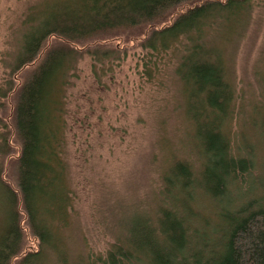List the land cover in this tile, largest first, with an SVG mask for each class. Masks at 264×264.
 I'll use <instances>...</instances> for the list:
<instances>
[{
  "label": "trees",
  "instance_id": "16d2710c",
  "mask_svg": "<svg viewBox=\"0 0 264 264\" xmlns=\"http://www.w3.org/2000/svg\"><path fill=\"white\" fill-rule=\"evenodd\" d=\"M254 1L40 0L30 5L5 64L9 78L0 86L2 97L13 88V75L32 65L15 88L18 156L12 183L0 164V264L18 255L15 264H264V178H259L262 194L232 198L255 164L253 145L242 140L232 146L227 130L237 98L230 46L247 25ZM185 3L190 6L179 11ZM175 11L139 46L157 68L158 60H174L188 121V155L172 156L152 211L133 210L118 220L105 255L91 259L73 253L67 241L78 223L65 137L70 78L86 55L101 83L111 69L107 64L126 56L113 37L163 22ZM259 78L263 94L251 119L264 135V71ZM0 127L5 128L1 118ZM6 137L1 132L3 154ZM203 200L214 207L213 223L200 211ZM22 220L38 243L23 253Z\"/></svg>",
  "mask_w": 264,
  "mask_h": 264
},
{
  "label": "rangeland",
  "instance_id": "374dc122",
  "mask_svg": "<svg viewBox=\"0 0 264 264\" xmlns=\"http://www.w3.org/2000/svg\"><path fill=\"white\" fill-rule=\"evenodd\" d=\"M38 1L0 0V86L9 78L5 64L14 52L21 21L30 5ZM188 6L190 3H185L178 9ZM177 12L163 22L113 37L111 42L124 47L126 56L107 64L111 69L101 83L92 74V62L86 55L78 60L70 78L65 137L78 223L67 241L73 253L81 251L91 259L105 255L118 231V220L133 210L152 211L172 156L188 155V121L180 82L173 73L174 60H158L157 68L139 46L152 28L169 22ZM52 41L53 37L48 43ZM229 61L237 98L227 130L233 137L232 146L242 140L253 145L255 164L250 175L245 174L244 191L232 190V198L241 194L237 198L249 200L262 194L259 178H264V135L251 119L253 104L263 94L259 74L264 71V0L254 1L247 25L230 46ZM31 67L18 70L12 77L13 88L0 96V118L5 126L0 127V134L5 131L9 145L7 153H0V164L9 183L14 181L18 156L12 128L15 88ZM247 181L253 190L244 188ZM211 205L203 200L200 211L213 223ZM24 221L21 253L35 250L38 244ZM17 257L10 264H15Z\"/></svg>",
  "mask_w": 264,
  "mask_h": 264
}]
</instances>
